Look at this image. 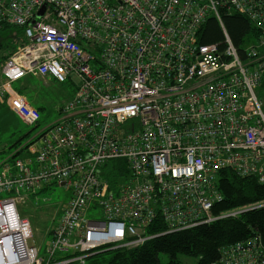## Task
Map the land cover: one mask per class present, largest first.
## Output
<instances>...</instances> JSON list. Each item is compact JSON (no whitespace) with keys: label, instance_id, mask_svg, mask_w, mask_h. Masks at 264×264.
Returning a JSON list of instances; mask_svg holds the SVG:
<instances>
[{"label":"built area","instance_id":"1","mask_svg":"<svg viewBox=\"0 0 264 264\" xmlns=\"http://www.w3.org/2000/svg\"><path fill=\"white\" fill-rule=\"evenodd\" d=\"M231 14L256 31L242 50L226 33ZM211 18L221 45L200 41ZM5 26L23 35L1 65L0 109L40 130L0 163V264H86L139 248L158 213L166 232L240 215L213 212L220 171L264 181V0H0ZM27 77L75 88L42 128L15 89ZM116 159L129 174L112 192L102 168ZM53 183L72 194L42 255L19 205L36 195L39 206ZM254 246L226 247L213 264H264Z\"/></svg>","mask_w":264,"mask_h":264},{"label":"trees","instance_id":"2","mask_svg":"<svg viewBox=\"0 0 264 264\" xmlns=\"http://www.w3.org/2000/svg\"><path fill=\"white\" fill-rule=\"evenodd\" d=\"M224 23L227 35L241 50L246 37L256 32L250 21L241 15H225ZM22 35L23 31L18 27L5 26L0 29V51L4 52L1 65L15 52L18 45H21ZM199 36L203 44L221 45L226 40L224 31L213 18L200 27ZM32 78L35 79V77H27L17 82L15 89L21 94L28 95ZM61 84L72 88L70 93L73 97L74 86L69 82ZM261 86H264V78ZM64 104L59 107L58 116ZM38 109L42 116L43 107ZM128 174L127 163L123 159L112 160L102 168L103 179L109 183L112 192L117 190L120 181ZM218 189L223 199L215 203L213 212L218 215L222 212L242 211L238 217L190 229L166 232L167 224L158 213L146 228V233L154 237L143 246L131 250L105 251L94 256L113 252L107 264H181L180 255L197 259V264H213L220 260L224 248L240 242L249 244L250 240L254 239L255 249L257 250L259 246V249L263 250L260 257L263 261L264 181L258 176L240 175L232 170H222ZM162 254L168 256L167 263L162 262L160 257Z\"/></svg>","mask_w":264,"mask_h":264},{"label":"rangeland","instance_id":"3","mask_svg":"<svg viewBox=\"0 0 264 264\" xmlns=\"http://www.w3.org/2000/svg\"><path fill=\"white\" fill-rule=\"evenodd\" d=\"M4 54L0 51V79H1V57ZM31 86L28 90L27 98L34 107H43L41 128L58 119V109L64 103H67L72 97V88L64 84L55 82L49 78L47 84L38 78L31 79ZM257 97L262 104L264 114V86L257 89ZM40 128L34 129L24 125L18 117L7 107L0 109V163L10 156L15 147L26 143L31 139ZM39 190L37 198L40 200L39 206H36V195L31 197L25 203L19 205V212L22 216L30 219L33 228V238L30 243L41 248L42 255H45L46 248L52 240L50 231L59 223L63 214L62 208L71 197V188L59 184H50L47 188ZM7 197V195H2ZM242 213V211H241ZM239 216V215H238ZM237 216V217H238ZM113 256V252L99 254L87 259L86 264H107ZM161 260L167 263L169 258L162 254ZM181 264H197V259L184 255L179 256Z\"/></svg>","mask_w":264,"mask_h":264},{"label":"crops","instance_id":"4","mask_svg":"<svg viewBox=\"0 0 264 264\" xmlns=\"http://www.w3.org/2000/svg\"><path fill=\"white\" fill-rule=\"evenodd\" d=\"M39 80L43 81L45 84L48 82V79H42V78H38Z\"/></svg>","mask_w":264,"mask_h":264}]
</instances>
